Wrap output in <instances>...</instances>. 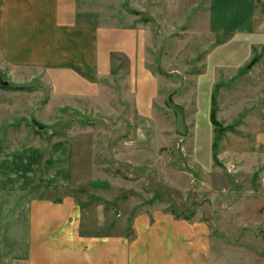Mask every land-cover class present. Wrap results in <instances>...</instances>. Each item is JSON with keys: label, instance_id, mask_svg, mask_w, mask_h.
Returning a JSON list of instances; mask_svg holds the SVG:
<instances>
[{"label": "crops", "instance_id": "crops-1", "mask_svg": "<svg viewBox=\"0 0 264 264\" xmlns=\"http://www.w3.org/2000/svg\"><path fill=\"white\" fill-rule=\"evenodd\" d=\"M118 4L119 0H0V68L18 77V86L44 74L51 98L81 100L110 115L118 113L109 104L118 99L110 95L107 83L129 87L125 103H131L132 117L136 113L142 120L156 118L161 88L145 62L146 35L135 29L131 15L118 13ZM101 5L109 6L105 15ZM258 8L259 0H210L208 30L226 39L207 53L194 95L184 98L194 110V127L188 121L189 129H196L200 143L211 141L207 129H214L210 115L216 85L222 84L216 117L224 126L237 123L234 129L247 128L256 108L262 120L264 15L257 16ZM236 77L252 91L254 103L250 108L246 101L230 116L224 101L240 90H229L224 83ZM237 116L242 118L238 122L229 119ZM49 149L50 178L70 187V140L53 141ZM45 152L46 147L34 141L0 145V264H264L261 249L248 248L238 232L236 237H213L208 224L169 217L153 224L145 217L138 219L131 240L83 235L80 208L72 197L54 202L35 196ZM250 242L258 247L261 243Z\"/></svg>", "mask_w": 264, "mask_h": 264}, {"label": "rangeland", "instance_id": "rangeland-1", "mask_svg": "<svg viewBox=\"0 0 264 264\" xmlns=\"http://www.w3.org/2000/svg\"><path fill=\"white\" fill-rule=\"evenodd\" d=\"M209 4L210 0H119L118 13L131 15L135 29L146 35L145 62L161 88L156 118L142 120L136 113L132 117L131 103H125L129 87L107 83L110 95L118 99L109 103L118 109L110 115L81 100L51 98L44 74L18 86V77L0 68V145L34 141L46 147L35 196L54 202L72 197L80 208L83 235L131 240L138 219L145 217L153 224L169 217L208 224L213 237L239 233L248 248H260L264 256V114L261 120L256 108L247 128L234 129L236 123L220 136L214 126L207 129L211 141L206 145L196 129H189L186 137L177 134L169 104L173 99L183 105L186 121L194 127V110L184 98L194 95L207 53L226 39L208 30ZM100 9L105 15L109 6ZM262 15L264 3L259 0L257 16ZM243 81L236 77L224 83L229 90H240L224 101L230 116L246 101L253 106L252 91L245 90ZM1 82H8L7 88ZM216 87L218 100L222 84ZM63 138L71 142L72 185L67 188L50 178L49 147ZM251 239L260 240V246Z\"/></svg>", "mask_w": 264, "mask_h": 264}, {"label": "water", "instance_id": "water-1", "mask_svg": "<svg viewBox=\"0 0 264 264\" xmlns=\"http://www.w3.org/2000/svg\"><path fill=\"white\" fill-rule=\"evenodd\" d=\"M3 86H7L8 82H2ZM170 107L175 114L176 132L181 137H186L189 132V127L186 121L185 109L183 106L175 103L173 99L169 101Z\"/></svg>", "mask_w": 264, "mask_h": 264}, {"label": "trees", "instance_id": "trees-1", "mask_svg": "<svg viewBox=\"0 0 264 264\" xmlns=\"http://www.w3.org/2000/svg\"><path fill=\"white\" fill-rule=\"evenodd\" d=\"M3 88H7L5 86L2 85ZM217 88H215V91L213 93L212 96V108H211V115H210V119H211V123L212 125L215 127V131H217L220 135H223L226 132V129L229 127H223L222 123L219 122L216 118L217 115V110H218V106H217ZM218 139V138H217ZM220 139V137H219ZM216 147V146H215Z\"/></svg>", "mask_w": 264, "mask_h": 264}, {"label": "built area", "instance_id": "built-area-1", "mask_svg": "<svg viewBox=\"0 0 264 264\" xmlns=\"http://www.w3.org/2000/svg\"><path fill=\"white\" fill-rule=\"evenodd\" d=\"M263 182H264V177H263Z\"/></svg>", "mask_w": 264, "mask_h": 264}]
</instances>
